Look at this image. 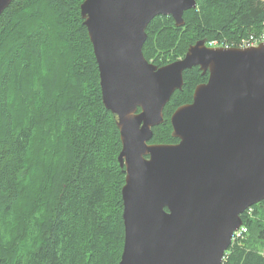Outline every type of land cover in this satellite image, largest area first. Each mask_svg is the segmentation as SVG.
I'll list each match as a JSON object with an SVG mask.
<instances>
[{"label": "trees", "instance_id": "16d2710c", "mask_svg": "<svg viewBox=\"0 0 264 264\" xmlns=\"http://www.w3.org/2000/svg\"><path fill=\"white\" fill-rule=\"evenodd\" d=\"M84 0H13L0 16V264H118L125 175L116 117L80 16ZM176 27L146 28L157 67L197 41L236 44L264 29V0H195ZM206 76L192 68L149 143L175 144L170 117ZM243 238L221 264H264V201L241 216Z\"/></svg>", "mask_w": 264, "mask_h": 264}, {"label": "water", "instance_id": "95a60500", "mask_svg": "<svg viewBox=\"0 0 264 264\" xmlns=\"http://www.w3.org/2000/svg\"><path fill=\"white\" fill-rule=\"evenodd\" d=\"M13 0H0V16ZM195 0H84L80 16L116 117L125 175L118 264H221L241 216L264 201V43L211 48L205 40L162 67L146 61V28L184 25ZM193 67L208 72L170 117L176 144H149L163 109Z\"/></svg>", "mask_w": 264, "mask_h": 264}, {"label": "built area", "instance_id": "2783aa9c", "mask_svg": "<svg viewBox=\"0 0 264 264\" xmlns=\"http://www.w3.org/2000/svg\"><path fill=\"white\" fill-rule=\"evenodd\" d=\"M264 26V24H263ZM260 43H264V29L261 35H259L258 37H254V36H249L248 38H243L241 39L239 42H237L236 44H229L226 43L225 41L219 42V41H214V42H210L208 44L209 47H220V48H249V47H256L258 46ZM243 238V229L240 228L238 231H236L233 236H232V240H231V244H233L237 239H242ZM264 248V246H263ZM223 260H224V256H223Z\"/></svg>", "mask_w": 264, "mask_h": 264}, {"label": "flooded vegetation", "instance_id": "af4514ba", "mask_svg": "<svg viewBox=\"0 0 264 264\" xmlns=\"http://www.w3.org/2000/svg\"><path fill=\"white\" fill-rule=\"evenodd\" d=\"M193 68H196L197 70H200L199 67H193ZM191 69H192V68H191ZM200 72H201V71H200ZM201 74H202L203 76H204V75L206 76V80H204V82H201V83H200V84H204V83H206V81H207V79H208V72H206V73H204V74L201 72ZM200 84H198V85H200ZM188 104H189V103H188ZM177 143H178V142H177ZM175 144H176V143H175Z\"/></svg>", "mask_w": 264, "mask_h": 264}, {"label": "rangeland", "instance_id": "374dc122", "mask_svg": "<svg viewBox=\"0 0 264 264\" xmlns=\"http://www.w3.org/2000/svg\"><path fill=\"white\" fill-rule=\"evenodd\" d=\"M214 41H215V40H212L211 42H214ZM184 55H185V54H184ZM183 57H184V56H183ZM183 57H182V58H183ZM182 58H179V59H177V60H180V59H182ZM177 60H176V61H177ZM169 64H170V63H169ZM149 144H153V143H149Z\"/></svg>", "mask_w": 264, "mask_h": 264}]
</instances>
